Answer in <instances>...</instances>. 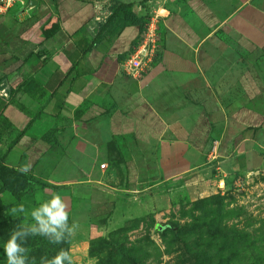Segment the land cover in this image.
I'll return each mask as SVG.
<instances>
[{"label":"crops","instance_id":"0c3cea01","mask_svg":"<svg viewBox=\"0 0 264 264\" xmlns=\"http://www.w3.org/2000/svg\"><path fill=\"white\" fill-rule=\"evenodd\" d=\"M30 1L0 16V155L32 119L2 164L32 165V193H58L82 233L264 171V0ZM116 4L155 28L136 79L118 57L137 27L103 25Z\"/></svg>","mask_w":264,"mask_h":264},{"label":"rangeland","instance_id":"374dc122","mask_svg":"<svg viewBox=\"0 0 264 264\" xmlns=\"http://www.w3.org/2000/svg\"><path fill=\"white\" fill-rule=\"evenodd\" d=\"M25 186L18 176L0 170V264H7L3 245L10 232L34 223L24 214L14 217L10 209L22 203L30 211L33 198L36 203L49 199L26 192ZM80 217L72 218L78 223ZM103 219L101 213L92 220L103 227L98 233H82L78 224L75 235L65 245L56 244L51 254L39 247V236L29 237V257L39 264L41 256L51 258L63 248L73 264H264V171L194 199L178 198L161 213L130 219L119 228L105 227Z\"/></svg>","mask_w":264,"mask_h":264},{"label":"clouds","instance_id":"9594fccd","mask_svg":"<svg viewBox=\"0 0 264 264\" xmlns=\"http://www.w3.org/2000/svg\"><path fill=\"white\" fill-rule=\"evenodd\" d=\"M29 169L30 165H25L18 168V171L26 174ZM68 207L66 201L55 192L30 211L22 203L12 207L10 212L14 217L24 214L25 219L30 216L34 223H21L10 232L3 245L7 264H29L30 259L31 264H37L36 257H29L31 249L26 246L29 237L41 236L51 244H61L66 237L75 235L79 226L76 222L69 224ZM39 264H73V258L62 248L51 258L41 256Z\"/></svg>","mask_w":264,"mask_h":264},{"label":"trees","instance_id":"16d2710c","mask_svg":"<svg viewBox=\"0 0 264 264\" xmlns=\"http://www.w3.org/2000/svg\"><path fill=\"white\" fill-rule=\"evenodd\" d=\"M117 12H121L123 14V18L127 22V24L137 27V36H136L135 40L133 42H131V47L136 46V44L139 40V37L144 30L143 20L141 18L136 17L131 12L130 5L116 4L115 7H113V10L111 12V16H109L107 18V21L104 22L103 25H106ZM99 29H100V27H99ZM129 52H131V48H130ZM129 52H128V54H129ZM128 54L120 55L118 57V59L121 61ZM31 122H32V119L27 123L24 130L20 132V134L17 136V138L14 140L13 144L8 148V150L4 154L0 155V170L3 172L9 173V174H14V175L18 176L19 178H21L24 181V184L26 185L25 186L26 192H28V193H32L34 191V189L36 188V186H47L45 183H41V182H38L37 180L33 179V177L30 174L31 169H32V165L30 166V169L26 174H22V173L18 172L16 169L3 166L2 163H3V159L5 157V154L8 152L12 151V152H15V153L21 155V152L18 151L16 148H14V145L25 135V133H26L25 130L29 127ZM251 129H254V128H251ZM39 140L41 142L46 143L49 146V149H51L53 147V145H55V144L57 145L52 130H47L44 134H42L39 137ZM59 152L61 153V150H59ZM67 239H68V237H66L65 241L63 242L64 245L67 242ZM38 240L40 241L39 247L47 254H49V253L51 254V252L53 251L52 250L53 248H56V249L58 248L56 246V244L49 243V241L44 237L42 238L41 236H39ZM62 247H64V246H62ZM54 254H55V252L53 253V255Z\"/></svg>","mask_w":264,"mask_h":264},{"label":"built area","instance_id":"2783aa9c","mask_svg":"<svg viewBox=\"0 0 264 264\" xmlns=\"http://www.w3.org/2000/svg\"><path fill=\"white\" fill-rule=\"evenodd\" d=\"M29 0H0V16L13 7H27ZM157 53L156 33L153 25H147L131 52L120 61L121 71L131 78L140 77L148 69ZM5 96L4 94H2ZM103 168L104 164H99Z\"/></svg>","mask_w":264,"mask_h":264},{"label":"water","instance_id":"95a60500","mask_svg":"<svg viewBox=\"0 0 264 264\" xmlns=\"http://www.w3.org/2000/svg\"><path fill=\"white\" fill-rule=\"evenodd\" d=\"M29 3H32L31 1Z\"/></svg>","mask_w":264,"mask_h":264}]
</instances>
